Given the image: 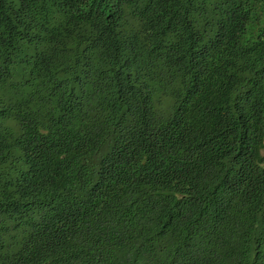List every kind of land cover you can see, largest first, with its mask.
<instances>
[{
	"label": "trees",
	"instance_id": "16d2710c",
	"mask_svg": "<svg viewBox=\"0 0 264 264\" xmlns=\"http://www.w3.org/2000/svg\"><path fill=\"white\" fill-rule=\"evenodd\" d=\"M0 264H264V0H0Z\"/></svg>",
	"mask_w": 264,
	"mask_h": 264
}]
</instances>
